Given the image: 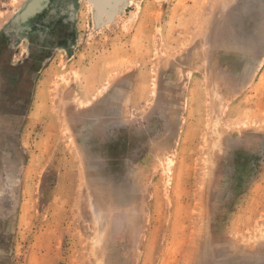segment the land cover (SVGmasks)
<instances>
[{
  "label": "rangeland",
  "instance_id": "374dc122",
  "mask_svg": "<svg viewBox=\"0 0 264 264\" xmlns=\"http://www.w3.org/2000/svg\"><path fill=\"white\" fill-rule=\"evenodd\" d=\"M27 1L0 0V264H264V0L105 27L53 0L23 36Z\"/></svg>",
  "mask_w": 264,
  "mask_h": 264
},
{
  "label": "water",
  "instance_id": "95a60500",
  "mask_svg": "<svg viewBox=\"0 0 264 264\" xmlns=\"http://www.w3.org/2000/svg\"><path fill=\"white\" fill-rule=\"evenodd\" d=\"M53 0H29L22 8L16 19L10 23V27L20 31V35L27 36L25 29H32L35 26H40L45 12L51 6ZM95 6L94 19L97 27H102V15H106V21L113 22L115 16L120 13L121 8L126 4L127 0H89ZM21 27H23L21 29ZM22 30V31H21ZM68 49V47H65Z\"/></svg>",
  "mask_w": 264,
  "mask_h": 264
},
{
  "label": "bare ground",
  "instance_id": "6f19581e",
  "mask_svg": "<svg viewBox=\"0 0 264 264\" xmlns=\"http://www.w3.org/2000/svg\"><path fill=\"white\" fill-rule=\"evenodd\" d=\"M107 1V3L109 2V0H106ZM88 2L92 5V11H93V14H94V12H95V6H94V4L91 2V1H89L88 0ZM79 8H80V4H79ZM83 8V7H82ZM79 10V9H78ZM120 16V14H117L116 16H115V18H114V20H116V18H118ZM102 17V21H104V24L105 25H103V27H105L106 25H108V24H110L109 22H107L106 21V15H102L101 16ZM114 20H113V22H114ZM88 22V21H87ZM113 22H111V23H113ZM69 175V174H68ZM68 180V179H67ZM67 187V186H66ZM65 187V188H66Z\"/></svg>",
  "mask_w": 264,
  "mask_h": 264
}]
</instances>
